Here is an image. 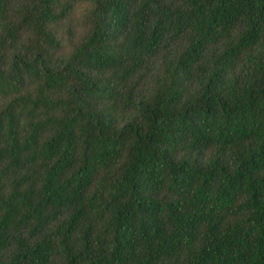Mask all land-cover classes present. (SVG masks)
<instances>
[{"label": "trees", "instance_id": "obj_1", "mask_svg": "<svg viewBox=\"0 0 264 264\" xmlns=\"http://www.w3.org/2000/svg\"><path fill=\"white\" fill-rule=\"evenodd\" d=\"M0 264H264V0H0Z\"/></svg>", "mask_w": 264, "mask_h": 264}]
</instances>
